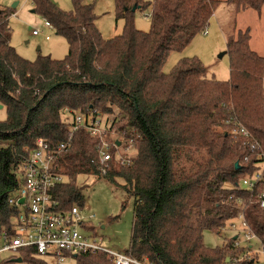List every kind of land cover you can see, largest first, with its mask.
Listing matches in <instances>:
<instances>
[{"label": "trees", "instance_id": "1", "mask_svg": "<svg viewBox=\"0 0 264 264\" xmlns=\"http://www.w3.org/2000/svg\"><path fill=\"white\" fill-rule=\"evenodd\" d=\"M114 2L124 28L105 39L93 5L73 0V10L66 11L53 0H33V12L68 41L62 59L22 57L11 44L13 12L0 9V104L7 109V119L0 121V231L12 229L16 210L9 197L21 183V167L37 140L52 147L68 141L64 108L118 112L121 119L114 115L113 127L138 134L131 163L111 164L102 175L100 141L78 129L72 150L59 158L67 177L55 190L61 210L84 205L76 179L93 174L135 198L132 239L124 249L128 255L152 264H236L233 257L241 250L233 247L235 237L222 248H210L204 233H220L240 215L264 255V207L239 185L247 173L264 170V56L252 49L250 28L228 41V81L207 78V68L196 57L180 59L170 72L163 70L169 54L184 50L206 30L223 2L236 5L238 12L251 8L261 13L264 0ZM148 7L151 29L143 32L134 17ZM240 125L250 137L234 131ZM255 142L259 147L252 150ZM22 252L27 262L48 264L33 254L35 249ZM75 258L78 264H94L95 259L112 264L105 252ZM245 263L252 261L240 264Z\"/></svg>", "mask_w": 264, "mask_h": 264}, {"label": "rangeland", "instance_id": "2", "mask_svg": "<svg viewBox=\"0 0 264 264\" xmlns=\"http://www.w3.org/2000/svg\"><path fill=\"white\" fill-rule=\"evenodd\" d=\"M60 8L71 11L74 8L73 0H53ZM85 4L94 6L96 14V26L103 38L111 39L120 35L124 28V20H117L114 0H82ZM3 9L11 10L9 25L12 31L11 44L24 58L36 60L40 55H51L53 58L62 59L69 51V44L65 37L56 34L53 27L45 25V18L32 12L33 0H0ZM151 7L145 10L138 9L135 13V26L143 31L151 29ZM250 28L251 47L264 56V6L259 13L254 9L237 11L234 4L223 2L215 11L208 22L206 30L198 33L191 43L182 51H173L169 54L163 70L170 72L178 61L184 57H196L207 68V78H215L219 81H228L231 76L230 54L228 53V41L235 38L239 30ZM34 29H40L38 35L33 34ZM49 36V38H47ZM223 54V55H222ZM264 84V80H263ZM114 118V115H108ZM7 119V109L0 108V121ZM123 124V121L119 124ZM118 128V124H117ZM116 130V127H114ZM111 138L120 137V131L110 133ZM123 150V148H122ZM129 155H135V147L127 151ZM122 184V180L118 179ZM78 185L85 197L83 206L77 205L82 210L86 220V227L81 232L99 240L102 247L108 250L123 251L130 247L132 239V227L134 222L135 198L128 194L124 187L111 184L107 178L93 174H81L77 176ZM13 194V193H12ZM93 215L92 219H88ZM235 223L237 228L241 225L239 219L229 221L226 227L216 233L210 230L204 233V243L210 248H222L231 238L240 235L243 245L252 246L251 250L256 257V262L251 264H264V255L259 240L244 241V233L231 227ZM3 241L0 240V247ZM12 255L4 253V259ZM48 264H56L55 259H44ZM94 264H110L107 261L93 260ZM9 264H32L25 260L11 261ZM63 264H78L75 257L69 258Z\"/></svg>", "mask_w": 264, "mask_h": 264}, {"label": "built area", "instance_id": "3", "mask_svg": "<svg viewBox=\"0 0 264 264\" xmlns=\"http://www.w3.org/2000/svg\"><path fill=\"white\" fill-rule=\"evenodd\" d=\"M47 27L52 24L45 20ZM40 29H34V34H39ZM49 38V36L47 37ZM64 114L68 117L66 130L69 133L68 141L52 147L45 139H38L36 147L30 151L28 159L21 167V183L9 197V204L16 210L14 223L11 230L0 231V264H9L7 260L22 258L24 260V249H35L36 257L44 260L47 257L55 259L56 264H63L67 259L76 257L82 253L105 252L112 264H152L148 259H138L128 255L125 251L108 250L101 246L96 236H88L81 232L86 227V218L82 210L76 205L68 210H61L59 202L55 198V190L66 181L63 166L59 158L72 150L73 136L78 129H85L92 137L97 138L100 143L97 146L100 170L106 175L109 166L126 165L131 163L134 155L127 151L135 147V138L138 134L135 130L121 133L120 137H112L110 133L114 129V118H109L101 112L73 113L72 110L64 108ZM235 128L241 136L248 138L250 132L243 125ZM119 142V143H118ZM259 147L258 143H252V150ZM123 148V150H122ZM248 160V157H245ZM264 183V170L260 169L253 173H247L240 181V187L250 191L256 196L258 203L264 207V189L260 188ZM23 199V202L20 201ZM90 215L88 219H92ZM238 219L241 225L237 228L244 233V241L250 242L257 239V235L250 229L243 215ZM233 247L241 250L234 255L236 264L248 259L256 262V257L251 250L252 246L242 244L240 235L235 236ZM12 256L4 259L3 254ZM47 263V262H46ZM247 264V263H245Z\"/></svg>", "mask_w": 264, "mask_h": 264}, {"label": "water", "instance_id": "4", "mask_svg": "<svg viewBox=\"0 0 264 264\" xmlns=\"http://www.w3.org/2000/svg\"><path fill=\"white\" fill-rule=\"evenodd\" d=\"M134 10H135V8H134ZM223 55V54H222ZM3 107V105L2 104H0V108H2ZM119 143V142H118ZM236 168H239L240 167V164L237 162L236 163ZM21 203L23 202V199L20 201ZM236 238V237H235ZM230 260H231V258L230 257H228L227 258V263H229L230 262ZM12 261H23V259L22 258H15V259H13Z\"/></svg>", "mask_w": 264, "mask_h": 264}, {"label": "crops", "instance_id": "5", "mask_svg": "<svg viewBox=\"0 0 264 264\" xmlns=\"http://www.w3.org/2000/svg\"><path fill=\"white\" fill-rule=\"evenodd\" d=\"M0 9H3L1 5H0ZM32 12H33V10H32ZM33 34H34V33H33ZM39 34H40V33H39ZM34 35H38V34H34ZM47 37H48V36H47Z\"/></svg>", "mask_w": 264, "mask_h": 264}]
</instances>
